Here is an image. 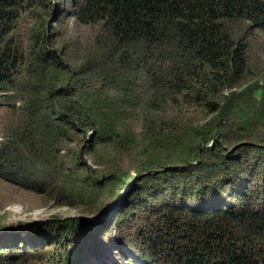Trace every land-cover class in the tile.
I'll use <instances>...</instances> for the list:
<instances>
[{
    "label": "trees",
    "instance_id": "1",
    "mask_svg": "<svg viewBox=\"0 0 264 264\" xmlns=\"http://www.w3.org/2000/svg\"><path fill=\"white\" fill-rule=\"evenodd\" d=\"M263 57L264 0H0V214L79 212L0 264H264Z\"/></svg>",
    "mask_w": 264,
    "mask_h": 264
},
{
    "label": "rangeland",
    "instance_id": "2",
    "mask_svg": "<svg viewBox=\"0 0 264 264\" xmlns=\"http://www.w3.org/2000/svg\"><path fill=\"white\" fill-rule=\"evenodd\" d=\"M262 61L264 63V57ZM6 211L8 212L7 214H0V219L6 224H19L20 231L30 229L29 227L33 224V222L41 219H46L51 216H74L79 213L78 211L70 208H44L34 212H28L22 205L19 204L8 206Z\"/></svg>",
    "mask_w": 264,
    "mask_h": 264
}]
</instances>
